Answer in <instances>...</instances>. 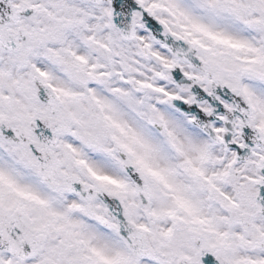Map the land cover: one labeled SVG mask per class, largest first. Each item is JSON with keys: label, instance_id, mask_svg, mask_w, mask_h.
Masks as SVG:
<instances>
[{"label": "snow or ice", "instance_id": "1", "mask_svg": "<svg viewBox=\"0 0 264 264\" xmlns=\"http://www.w3.org/2000/svg\"><path fill=\"white\" fill-rule=\"evenodd\" d=\"M0 264H264V0H0Z\"/></svg>", "mask_w": 264, "mask_h": 264}]
</instances>
